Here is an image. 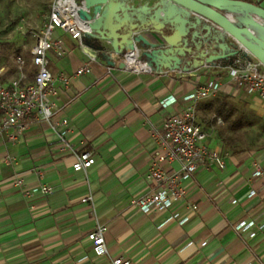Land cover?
I'll use <instances>...</instances> for the list:
<instances>
[{
  "label": "crops",
  "instance_id": "crops-1",
  "mask_svg": "<svg viewBox=\"0 0 264 264\" xmlns=\"http://www.w3.org/2000/svg\"><path fill=\"white\" fill-rule=\"evenodd\" d=\"M256 3L264 8V0ZM157 4V0L126 2L130 10L148 7L150 12ZM53 37L63 46L62 55L52 51L47 55V68L58 89L53 98L59 110L56 131L37 122L15 143L0 137V264H109L117 257L129 264H264V187L252 177L254 161L264 170V149L235 157L209 147L206 138L208 149L227 152L229 158L225 169H202L183 183L186 200L197 206L196 211L174 206L172 211L189 216L184 225L172 221L160 227L171 211L142 214L130 205L146 189L153 151L150 129L159 128L166 116L181 114L184 96L209 79L224 83L226 95L250 96L230 93L222 70L184 76L124 73L116 64L109 65L117 58L95 32L83 39L97 62L91 63L90 73L75 77L89 60L68 34L55 31ZM30 50L22 56L28 73ZM12 60L0 66L6 85L14 77ZM60 77L68 78L66 87ZM168 98L176 102L162 109L160 103ZM63 120L66 126L61 125ZM83 152L94 158L85 174L72 170L74 155ZM8 155L15 164L4 163ZM16 180L21 181L19 186ZM40 185L53 193L32 194ZM251 191L255 195L249 198ZM88 192L93 208L82 202ZM96 223L107 229V254L99 258L87 239ZM240 223L253 225L236 230ZM189 243L194 246L186 247Z\"/></svg>",
  "mask_w": 264,
  "mask_h": 264
},
{
  "label": "built area",
  "instance_id": "built-area-1",
  "mask_svg": "<svg viewBox=\"0 0 264 264\" xmlns=\"http://www.w3.org/2000/svg\"><path fill=\"white\" fill-rule=\"evenodd\" d=\"M252 1L250 3L259 6L256 0ZM160 2L165 7L171 6V2L168 0H160ZM80 8H82L81 4L77 0H53L46 23L35 36V42L30 50L31 73L25 70V59L22 56H16L12 60L15 65L14 77L6 85L4 81L6 72L0 68V137L5 136L8 141L15 143L33 123L37 122H45L52 131H56L59 124L54 119L59 110L55 109L53 98L58 95V89L47 68V55L51 51L57 56L62 55L63 46L60 39L53 37L54 32L60 31L68 34L71 39L76 41L82 53L89 60L87 65L75 71V77L90 73L91 63L97 62L96 57L89 53L84 43V34H89L91 31L89 23L79 18L78 10ZM175 12L182 15L183 9L177 6ZM224 14L228 17L230 15L228 11H225ZM184 18L198 21L195 34L201 45L190 55L180 57L181 63L178 69L158 71L147 63L141 57L143 50L140 44L134 39L137 36L136 33H133L131 37V45L126 46L124 53L120 56L116 55L109 46V54L117 58L109 65L116 64L124 73H175L179 76L189 75L199 70H222L226 73V83L230 93L243 92L264 102V71H262L264 67L260 62L209 20L192 12H189ZM219 42L225 43L230 52H235V54L212 62H206L203 59L196 68L187 66L188 62L194 61L202 53L205 58L221 56L223 52L218 47ZM107 70L109 73L110 67ZM59 82L64 87L69 84L67 77H60ZM224 87L225 84L217 79L203 82L182 98L185 107L181 114L166 116L159 128L152 127L150 129L153 151L145 176L146 189L141 194L134 196L130 200V205L142 214L171 211L160 227L172 221L178 225H184L189 220L188 215H182L177 210L172 211L176 205H181L186 210H197L195 204L186 200L187 192L183 185L184 182L191 181L199 170L212 167L223 170L226 167L229 154L206 147V133L196 122L193 109L196 102L214 98L224 90ZM175 102L174 98H168L160 103V107L166 109ZM61 125L66 126V121L63 120ZM63 135L64 133L59 135L60 139ZM74 159L72 164L74 172L85 174L94 164V158L90 152L75 154ZM4 163L13 165L15 159L9 155L5 156ZM174 164L177 166L176 169L172 167ZM252 168V177L260 179L264 187V170L257 161L252 163ZM20 184V180L15 181L16 186ZM31 193L49 196L53 190L45 185H40L33 188ZM254 195L255 192L251 191L248 197L251 198ZM82 202L93 208V197L90 192L82 198ZM252 225V223H240L236 230H246ZM106 230L104 226L96 223L87 235L95 257L99 258L107 254L104 239ZM250 237H254V233H251ZM193 246V243H189L186 247ZM109 264H129V261L117 257L111 259Z\"/></svg>",
  "mask_w": 264,
  "mask_h": 264
},
{
  "label": "water",
  "instance_id": "water-1",
  "mask_svg": "<svg viewBox=\"0 0 264 264\" xmlns=\"http://www.w3.org/2000/svg\"><path fill=\"white\" fill-rule=\"evenodd\" d=\"M128 0H81L78 15L81 20L89 23L91 32L107 42L111 50L118 56L122 55L126 46L131 45V37L136 33L135 40L142 48L141 57L156 70L178 69L180 57L190 55L201 43L195 34L198 21H191L184 17L189 12L197 14L217 25L248 51L264 67V38H259L230 20L225 11L248 10L264 18V9L253 3L241 0H168L171 6H164L160 0L153 12L148 7L142 10H130L126 6ZM183 9L182 15L175 12L176 7ZM133 12L150 13L151 18L145 29H138L134 21ZM189 31L191 32L188 38ZM146 32L156 36L159 41L149 37ZM221 56L204 57L200 54L188 67H198L203 59L206 62L224 59L235 52L219 42Z\"/></svg>",
  "mask_w": 264,
  "mask_h": 264
},
{
  "label": "rangeland",
  "instance_id": "rangeland-1",
  "mask_svg": "<svg viewBox=\"0 0 264 264\" xmlns=\"http://www.w3.org/2000/svg\"><path fill=\"white\" fill-rule=\"evenodd\" d=\"M52 1L0 0V66L11 64L16 56L27 57L35 36L46 23ZM252 16L256 21H264L255 12ZM237 25L247 27L244 20H239ZM190 35L189 31L188 38ZM153 38L159 41L156 36ZM220 104L229 112V121L240 122L239 129L231 130L229 121L220 124L215 120L214 109ZM193 109L209 147L227 151L235 157L254 155L264 149V102L255 100V96L232 97L221 92L214 98L196 102Z\"/></svg>",
  "mask_w": 264,
  "mask_h": 264
},
{
  "label": "trees",
  "instance_id": "trees-1",
  "mask_svg": "<svg viewBox=\"0 0 264 264\" xmlns=\"http://www.w3.org/2000/svg\"><path fill=\"white\" fill-rule=\"evenodd\" d=\"M134 15V21L138 26V29H145L149 22L151 15L150 13L146 12H133ZM215 117H218L222 120V122H228L229 121V112L224 110L223 104L218 105L214 109ZM241 127V124L239 121H229V128L231 130H237Z\"/></svg>",
  "mask_w": 264,
  "mask_h": 264
},
{
  "label": "bare ground",
  "instance_id": "bare-ground-1",
  "mask_svg": "<svg viewBox=\"0 0 264 264\" xmlns=\"http://www.w3.org/2000/svg\"><path fill=\"white\" fill-rule=\"evenodd\" d=\"M253 16L248 10H236L229 15L232 22L237 23L239 20H244L250 32L259 38H264V21H256Z\"/></svg>",
  "mask_w": 264,
  "mask_h": 264
}]
</instances>
